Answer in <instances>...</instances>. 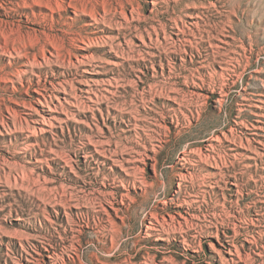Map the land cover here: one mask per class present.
<instances>
[{
  "label": "rangeland",
  "instance_id": "rangeland-1",
  "mask_svg": "<svg viewBox=\"0 0 264 264\" xmlns=\"http://www.w3.org/2000/svg\"><path fill=\"white\" fill-rule=\"evenodd\" d=\"M0 264H264V0H0Z\"/></svg>",
  "mask_w": 264,
  "mask_h": 264
},
{
  "label": "bare ground",
  "instance_id": "bare-ground-1",
  "mask_svg": "<svg viewBox=\"0 0 264 264\" xmlns=\"http://www.w3.org/2000/svg\"><path fill=\"white\" fill-rule=\"evenodd\" d=\"M7 4V3H6ZM9 15V14H8ZM39 16V15H38ZM38 18V17H37ZM42 20V19H41ZM220 62H222V63H224V62H226V61H224V60H222V61H220ZM220 100V99H219ZM152 225H146L147 226V228L148 229H152L153 230V228L155 227L154 225H155V223H153L152 221L150 222ZM231 251V250H230Z\"/></svg>",
  "mask_w": 264,
  "mask_h": 264
}]
</instances>
